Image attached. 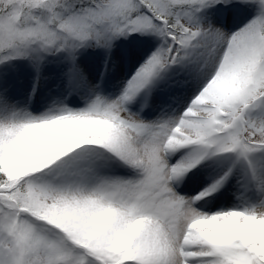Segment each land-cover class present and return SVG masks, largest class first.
Segmentation results:
<instances>
[{"label":"snow or ice","instance_id":"obj_1","mask_svg":"<svg viewBox=\"0 0 264 264\" xmlns=\"http://www.w3.org/2000/svg\"><path fill=\"white\" fill-rule=\"evenodd\" d=\"M0 264H264V0H0Z\"/></svg>","mask_w":264,"mask_h":264}]
</instances>
